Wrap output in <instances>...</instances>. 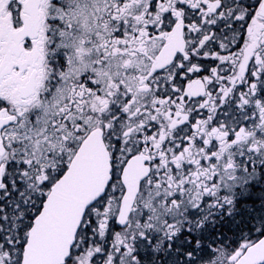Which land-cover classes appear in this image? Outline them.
<instances>
[{
  "label": "snow or ice",
  "instance_id": "6c2138e0",
  "mask_svg": "<svg viewBox=\"0 0 264 264\" xmlns=\"http://www.w3.org/2000/svg\"><path fill=\"white\" fill-rule=\"evenodd\" d=\"M0 264H264V0H0Z\"/></svg>",
  "mask_w": 264,
  "mask_h": 264
}]
</instances>
